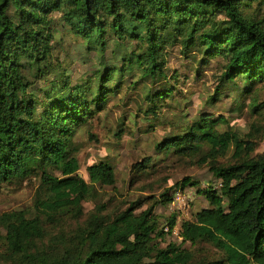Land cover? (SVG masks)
<instances>
[{
    "label": "trees",
    "instance_id": "trees-1",
    "mask_svg": "<svg viewBox=\"0 0 264 264\" xmlns=\"http://www.w3.org/2000/svg\"><path fill=\"white\" fill-rule=\"evenodd\" d=\"M56 12L65 31L97 56L92 74L75 84L51 44ZM175 45L183 55H201L202 65L223 59L208 106L228 88L252 95L264 83V0H0V181L35 173L42 181L37 215L0 214V264H264V150L254 154L264 122H251L242 135L218 128L229 124L222 114L202 112L186 122L182 114L175 131L155 144L159 154L209 165L221 180L216 190L185 177L160 193L155 203L169 205L177 190L196 186L210 204L181 222V242L161 246L178 216L160 226L155 204L142 209L145 198L84 213L97 185L114 187L117 176L108 160L87 167L88 181L81 176L75 136L127 77L145 86V112L158 118L174 99L167 48ZM263 106L251 104L254 113ZM231 149L234 160L220 163ZM152 161L145 157L137 172L146 173ZM66 217L77 226L64 228ZM186 243H207L221 256L197 259Z\"/></svg>",
    "mask_w": 264,
    "mask_h": 264
},
{
    "label": "rangeland",
    "instance_id": "rangeland-1",
    "mask_svg": "<svg viewBox=\"0 0 264 264\" xmlns=\"http://www.w3.org/2000/svg\"><path fill=\"white\" fill-rule=\"evenodd\" d=\"M54 16L58 19V26L53 32V50L59 54L60 62L70 71L72 83L81 82L92 74L97 56L95 52L90 53L82 41L65 31L59 20L60 13L56 12ZM167 51V72L171 86L175 87L174 99L165 102L166 105L160 110L158 118L145 112L149 104L145 98V86L142 83L135 85L131 78L127 77L123 81L121 91L110 95L106 109L96 114L75 136L80 145L77 155L81 162V176L88 181L87 167L101 160L110 161L117 176L114 187L97 185L96 198L83 202L84 213L88 214L100 203H107L110 209H114L123 205L126 200L145 198L142 209L155 204V214L159 217L160 226L166 224L173 213L178 216V225L173 234H168L160 241L162 247L170 242H181L178 236L181 222L193 219L196 212L209 207L210 204L196 186H188L181 191L183 199L175 204L155 203L160 193L185 177L199 182L201 188L213 186L214 189L220 190L222 184L221 180L213 175L209 165H198L196 159H181L172 152L168 156L159 154L155 144L175 131V123L182 114L185 115V118L181 119L182 122L202 112L216 116L222 114L228 118L229 124H219L218 128L225 131L231 127L242 135L249 131L251 122H264V106L262 113H254L251 108L253 101L257 105L264 104V83L257 84L253 94L249 96L237 95V92L228 88L222 94L220 102L208 106L206 99L214 92L219 82L223 59L212 58L207 65H202L199 61L201 55H183L178 45L169 46ZM84 58H91V61L85 62ZM113 83L114 81H111V84ZM167 83L164 82L159 87ZM152 88L158 87L152 84ZM239 105L242 107L233 111V108ZM263 150L264 136L259 138L254 154ZM233 154L234 150L231 149L224 158H219V162H232ZM147 156H153L152 167L141 174L137 172L136 165ZM35 174L23 180L17 178L0 181V214L11 210H25L30 217L37 215L34 202L42 181ZM125 206L124 204L123 207ZM77 224V220L69 217L63 221V227L66 229H73ZM61 227L55 229L59 230ZM185 247L193 249L197 259L221 256L219 251L207 243H199L193 247L186 243Z\"/></svg>",
    "mask_w": 264,
    "mask_h": 264
},
{
    "label": "built area",
    "instance_id": "built-area-1",
    "mask_svg": "<svg viewBox=\"0 0 264 264\" xmlns=\"http://www.w3.org/2000/svg\"><path fill=\"white\" fill-rule=\"evenodd\" d=\"M183 199V194L181 191H177L175 194H174V200L172 201L173 204H175L176 202H179ZM167 230V228H166Z\"/></svg>",
    "mask_w": 264,
    "mask_h": 264
}]
</instances>
